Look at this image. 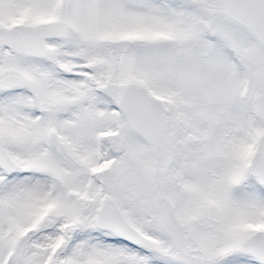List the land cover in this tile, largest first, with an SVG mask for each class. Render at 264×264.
Listing matches in <instances>:
<instances>
[{"label":"snow or ice","instance_id":"snow-or-ice-1","mask_svg":"<svg viewBox=\"0 0 264 264\" xmlns=\"http://www.w3.org/2000/svg\"><path fill=\"white\" fill-rule=\"evenodd\" d=\"M0 264H264V0H0Z\"/></svg>","mask_w":264,"mask_h":264}]
</instances>
